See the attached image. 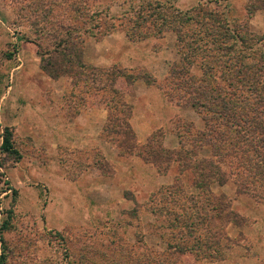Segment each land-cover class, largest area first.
<instances>
[{
	"label": "rangeland",
	"instance_id": "374dc122",
	"mask_svg": "<svg viewBox=\"0 0 264 264\" xmlns=\"http://www.w3.org/2000/svg\"><path fill=\"white\" fill-rule=\"evenodd\" d=\"M84 1L93 21L70 11ZM148 1L0 0V146L9 127L21 156L14 160L0 150L2 264H264L260 185L256 196L238 194L231 179L211 184L236 217L199 227L192 206L186 207L189 217L179 207L202 198L193 171L180 175L174 162L166 171L167 164L141 156L155 134L174 151L179 135L204 130L194 109L166 96L182 44L174 31L159 34L138 18ZM160 1L195 16L187 36L202 31L196 16L203 11L264 38V9L247 11L253 0ZM63 20L83 40L88 70L76 86L68 76L54 79L41 69L40 53L54 52ZM124 121L135 135L129 151L119 127ZM209 157L206 147L198 158ZM178 179L184 194L172 200L169 188L179 186Z\"/></svg>",
	"mask_w": 264,
	"mask_h": 264
},
{
	"label": "trees",
	"instance_id": "16d2710c",
	"mask_svg": "<svg viewBox=\"0 0 264 264\" xmlns=\"http://www.w3.org/2000/svg\"><path fill=\"white\" fill-rule=\"evenodd\" d=\"M78 5V9L71 7L70 11L78 13V19L86 17L93 21L90 5L86 1ZM145 5L138 18L154 26L159 34L174 31L182 44L181 61L174 63L170 70L168 81L172 90L166 96L172 103L194 109L204 123V130L193 135L189 130L188 136L179 135L180 149L174 151L164 149L162 133L155 134L147 147L142 148L141 156L149 164H167L166 171L171 162L179 165L180 175L193 171V185L202 198H189L177 205L189 217L186 207L190 204L195 210L191 215L199 227L212 226L216 221L229 224L236 217L231 202L223 196H214L211 184L224 185L231 179L238 187V194L256 195L258 185L264 193V38L254 36L247 29L233 30L217 15L209 17L203 11L196 16L202 31L187 36L184 30L195 22V16L188 17L172 4L160 0H149ZM262 9L264 0H253L247 7L250 15ZM63 22L58 25L62 33L57 34L54 52L48 56L39 52L41 69L54 79L68 76L76 86L78 77H84L82 72L88 70L83 58V40L72 34L79 33L77 29L67 20ZM197 69L198 76L194 74ZM90 70L97 72L95 68ZM119 127L129 140L128 144H123L129 151L135 145V135L128 122L124 121ZM13 136L11 128L3 129L0 150L17 160L21 156ZM206 147L211 157L198 158ZM178 184L169 188V192L174 191L169 193L172 200L178 191L184 194L182 181ZM5 185L7 191L17 195L8 180ZM195 222L187 225L185 221L186 228H194ZM5 225L6 221L0 227V234Z\"/></svg>",
	"mask_w": 264,
	"mask_h": 264
},
{
	"label": "crops",
	"instance_id": "0c3cea01",
	"mask_svg": "<svg viewBox=\"0 0 264 264\" xmlns=\"http://www.w3.org/2000/svg\"><path fill=\"white\" fill-rule=\"evenodd\" d=\"M87 47H89V45H87Z\"/></svg>",
	"mask_w": 264,
	"mask_h": 264
}]
</instances>
